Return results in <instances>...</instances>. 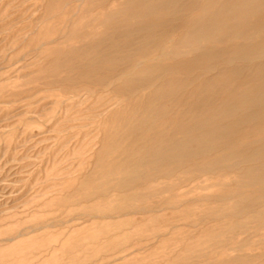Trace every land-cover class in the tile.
<instances>
[{"label":"rangeland","instance_id":"1","mask_svg":"<svg viewBox=\"0 0 264 264\" xmlns=\"http://www.w3.org/2000/svg\"><path fill=\"white\" fill-rule=\"evenodd\" d=\"M229 1L0 0V264H264L263 54H224L264 0L198 30Z\"/></svg>","mask_w":264,"mask_h":264},{"label":"bare ground","instance_id":"2","mask_svg":"<svg viewBox=\"0 0 264 264\" xmlns=\"http://www.w3.org/2000/svg\"><path fill=\"white\" fill-rule=\"evenodd\" d=\"M259 4H257V2L254 0L253 3L251 4V2H249L248 0H233V1H229V2H226V3H223L222 4V7L218 8L216 10V14H221L222 15V18H219V19H216V18H213V20L211 19H203L201 22L202 23V26L201 27H198V30L201 29V30H213L214 28H224V29H229L230 26L227 25V23H230L232 20H234V16L232 17L230 14H240V13H245L246 11L248 10H251V8L253 9H259ZM260 10V9H259ZM263 11V9H261ZM192 12V11H191ZM218 20H221L222 22H224V24L221 26H218V25H214V22L218 21ZM191 21V20H190ZM155 25V24H154ZM260 29H262V31H264V22L263 24H261L260 26ZM258 28V27H257ZM192 31L196 30V29H191ZM222 40V39H221ZM191 45V43H190ZM249 50H252V51H255V52H258V53H261L263 54L261 56V59L264 61V37L262 39H259L257 40L256 42L254 43H247V44H244L242 42V44L240 45H235L233 46L232 48L230 49H227L224 54L229 56L228 59L231 58H235V59H240V60H245L246 59V55H247V52ZM220 51V50H219ZM236 52H240L242 56H236L234 55L233 53H236ZM245 54V55H244ZM221 62V61H220ZM233 65V64H231ZM264 66L263 63H258L257 65H255V70L256 71V77L257 78H260L262 77V73L261 71H259L258 69L260 67ZM241 74V73H240ZM244 75V74H243ZM210 77V76H209ZM208 77V78H209ZM248 77V76H247ZM207 79V78H206ZM213 79V78H212ZM260 80V79H259ZM230 85V84H229ZM203 86V85H202ZM210 86V85H208ZM204 88V87H203ZM230 89V88H229ZM235 89V88H234ZM204 90V89H203ZM232 90V89H231ZM232 93V92H231ZM221 104V103H220ZM216 107V106H215ZM182 114V113H181ZM251 152V151H250Z\"/></svg>","mask_w":264,"mask_h":264}]
</instances>
